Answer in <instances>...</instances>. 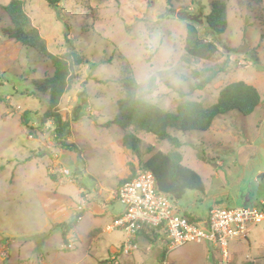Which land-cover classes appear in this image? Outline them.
<instances>
[{
  "label": "rangeland",
  "instance_id": "374dc122",
  "mask_svg": "<svg viewBox=\"0 0 264 264\" xmlns=\"http://www.w3.org/2000/svg\"><path fill=\"white\" fill-rule=\"evenodd\" d=\"M11 1L0 0V16ZM22 1L48 53L60 57L74 49L87 64L77 70L58 108L69 125L65 143L75 146L70 152L55 139L53 122H44L45 95L31 93L35 82L53 75L51 62L8 38L2 29L9 23L0 19V264H264V222L250 226L248 240L230 241L227 259L205 243L170 249L166 237L143 236L138 250L124 256V233L107 232L112 222L101 215L112 213L111 206L105 208L107 193L98 199V184L108 191L132 176L129 162L135 157L124 148L122 131L106 126L126 97L131 74L139 94L170 112L184 101L210 106L234 82L258 89L261 105L252 115L234 111L207 132L175 134L184 144V166L201 177L205 193L187 191L174 204L179 214L198 218L215 207H259L264 195V0H228V28L216 40L219 51L203 61L186 55L187 26L199 13L209 14L212 0H61L58 9L45 0ZM196 26L201 39H211L204 25ZM218 70L213 84L200 90L198 84ZM137 136L143 152L148 146L173 150L153 135ZM149 157L144 154V161ZM71 222H76L71 230L62 226Z\"/></svg>",
  "mask_w": 264,
  "mask_h": 264
},
{
  "label": "trees",
  "instance_id": "16d2710c",
  "mask_svg": "<svg viewBox=\"0 0 264 264\" xmlns=\"http://www.w3.org/2000/svg\"><path fill=\"white\" fill-rule=\"evenodd\" d=\"M45 1L54 9H58L61 2V0ZM228 5V0H212L209 4V14L204 15L201 12L198 14L201 17L191 20V23L188 24L185 52L189 58L196 61L210 60L218 53L216 40L220 39L228 28ZM1 11L4 16H0V19L9 23L7 29H2L6 36L42 52L53 66V75L35 82L31 93L45 95L48 107L44 114V122H53L55 139L58 144L71 152L75 146L65 143L69 125L64 122L58 108L63 96L76 78L77 70L87 64V60L74 49H70L60 57L48 53L44 40L32 27L22 0H12L7 6L2 7ZM189 16L194 15L189 14ZM179 18L189 20L182 14H179ZM197 24L205 26V31L211 37L210 40L201 39ZM219 72L218 70L207 76L198 84L199 89L203 90L213 84ZM125 91H127L126 97L118 103L116 117L106 124L108 127L116 126L122 131L124 148L135 157L129 162L132 176L122 183L132 179L137 171H150L156 178L159 192L170 197L174 203L181 200L187 191L205 193V185L201 177L189 167L184 166V155L181 152L184 144L175 134L207 132L221 116L234 111L243 116H249L261 105V95L258 89L243 81L234 82L224 87L220 91L217 101L210 106L196 101H184L172 112L147 101L139 94L138 85L131 74L126 79ZM23 122L28 124L26 116H24ZM104 126L105 124L101 127ZM139 132L153 135L159 141L169 143L173 150L163 153L156 151L153 146H148L147 152H143V142L137 136ZM144 154L150 156L147 161L143 159ZM184 216L191 222L203 219L186 214ZM80 218L82 216H79ZM62 226L71 230L76 226V222L62 224ZM140 236L147 240L165 237L162 234H149L145 231ZM246 264H254V262Z\"/></svg>",
  "mask_w": 264,
  "mask_h": 264
},
{
  "label": "built area",
  "instance_id": "2783aa9c",
  "mask_svg": "<svg viewBox=\"0 0 264 264\" xmlns=\"http://www.w3.org/2000/svg\"><path fill=\"white\" fill-rule=\"evenodd\" d=\"M116 199L125 206V211L114 220L111 228L125 235L121 244L124 256L138 250L137 240L145 231L164 235L170 249L205 243L227 259L228 243L248 240L250 226L264 222V198L260 206L253 209L215 207L206 218L191 222L176 211L170 197L159 192L156 178L150 171H137L118 188ZM67 236L68 248L72 249L74 238L72 234Z\"/></svg>",
  "mask_w": 264,
  "mask_h": 264
},
{
  "label": "crops",
  "instance_id": "0c3cea01",
  "mask_svg": "<svg viewBox=\"0 0 264 264\" xmlns=\"http://www.w3.org/2000/svg\"><path fill=\"white\" fill-rule=\"evenodd\" d=\"M123 183L121 182V184H119L120 186L122 185ZM100 185V188H99V195H98V199L101 200V199H104L103 196L106 197L105 193H107V205H105V208L106 207H109L111 206L112 208V213H109L107 211H104L105 214H101L103 215V217H105V215H108L109 218H110V221L113 223L114 220L118 219L120 216H122L124 214V211H125V206L120 203L118 201V199H116V193L118 191V188L116 189H110L107 191V189L104 187V185H101V184H98ZM116 185V184H115ZM112 186V185H110ZM110 191V192H109ZM97 192V191H96ZM98 194V193H97ZM79 195V194H78ZM101 195V196H100ZM264 198V195L262 197V199ZM262 201V200H261ZM260 206V205H259ZM93 209V208H92ZM94 214V213H93ZM94 217H96V213L94 214ZM82 218H84V216H82ZM112 224L111 225H108L107 228H106V231L107 232H113L115 230H113L111 228ZM101 232H103V230H101Z\"/></svg>",
  "mask_w": 264,
  "mask_h": 264
},
{
  "label": "water",
  "instance_id": "95a60500",
  "mask_svg": "<svg viewBox=\"0 0 264 264\" xmlns=\"http://www.w3.org/2000/svg\"><path fill=\"white\" fill-rule=\"evenodd\" d=\"M239 50H240V52H242V53H246V51H247L245 47H241Z\"/></svg>",
  "mask_w": 264,
  "mask_h": 264
}]
</instances>
